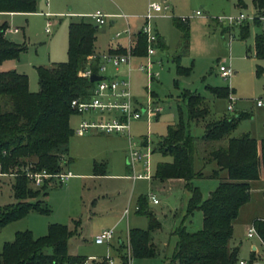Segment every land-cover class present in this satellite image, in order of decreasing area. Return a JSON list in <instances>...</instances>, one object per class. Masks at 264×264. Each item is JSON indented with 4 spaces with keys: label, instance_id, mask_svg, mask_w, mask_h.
Instances as JSON below:
<instances>
[{
    "label": "rangeland",
    "instance_id": "1",
    "mask_svg": "<svg viewBox=\"0 0 264 264\" xmlns=\"http://www.w3.org/2000/svg\"><path fill=\"white\" fill-rule=\"evenodd\" d=\"M76 1L73 0L74 3H70L69 7L65 4L61 5L64 12L75 9L70 6L76 7ZM162 1L149 0L148 4ZM252 1L167 0L169 6L173 8L170 16L154 17L151 20L152 29L158 30L160 35L164 36L166 44L164 49L155 47L156 55L153 57L152 69L157 74L156 77L148 82L145 73L135 69L129 75L133 95L139 102H147L149 95L146 87H148L149 93L153 92L159 99L163 111L158 118L151 119L149 126L142 120L131 122V134L135 141L140 136L148 134L153 147L166 132V126L177 122L180 115L186 124L187 111L181 96V92L185 89L197 92L207 99L210 120L234 116L240 112L248 113V117L240 121L233 135L248 132L257 139L264 137V59H256L254 55V37L262 31L263 25L261 22L245 21L244 24H248V35L245 39H241L239 26L229 27L226 22L216 21L218 17L235 16L239 12L248 17L254 16ZM44 4V0H38L36 7L38 12L45 11ZM87 8L92 9V13L103 10L98 0L89 2ZM136 11L124 10L121 14L131 17L129 20H134L136 25L142 26L146 10ZM196 11L199 15H195ZM181 18H185L186 22L181 21ZM80 19L60 13L48 16H44L43 13H29L26 16L18 15L10 18L4 13L0 14V23L7 21L9 26L19 28L18 33L7 31V39L24 46L18 57L5 61L2 68H15L25 73L29 90L37 92L39 86L35 67L51 66L53 62L67 60V27L70 22ZM47 21L51 22L48 33L45 32ZM175 22L180 24L181 28ZM108 26H110L109 18L97 33L96 46L106 43L111 36V33H103L104 28ZM184 27L188 29L186 49L182 40ZM122 28L126 27H120L119 31ZM120 39L126 46V37ZM175 56H180L178 61L181 66L191 68L188 75H177ZM220 65L230 67L233 73L229 78L224 79L220 76L218 71ZM109 69L104 74L109 75ZM175 80L178 82L177 86ZM210 86L231 88L234 98L233 111L227 110L228 99L212 94L208 89ZM257 100H262L261 107L256 105ZM81 119L97 120L98 114L86 112L71 115L69 124L73 130ZM203 131L202 123H191L189 126L190 134L195 137H200ZM95 132L97 131L94 129H88L84 135H81L82 133L81 136L76 133L72 135L69 140V155L73 161L71 163L68 161V155L61 163L62 171H70L73 176L62 183L55 180L48 189V194L38 197L41 205L50 210L49 213L30 211L24 218L13 221L0 230V252L3 243L11 241L16 231L30 230L34 237H39L46 234L50 223H61L72 232L68 240L69 253L92 255L89 257L96 258L89 261L83 258L81 262L110 264L104 258L110 255L113 264H119V257L110 249V243L95 244L93 238L104 229L113 228L114 236L119 229L124 231L129 219L134 218L136 197L144 193L154 194L158 200L157 204H153L148 199V208L156 215L161 225L159 231L155 230L151 233L154 236L156 251L154 256L147 258L128 255V264H166L177 239L174 232L180 226L183 217L187 218L185 222L187 230L195 231L202 227V214L199 210H195L192 215H186L188 191L177 182L168 189L157 187L160 186L158 181L152 179L133 182L125 176L114 179L115 177L96 178L86 175L91 174L93 161L106 162V170L110 175L132 174L126 164L125 150L128 151V144L122 133ZM169 160V156L152 152L150 174H154L157 163ZM194 167L196 170L203 167L197 157ZM212 168L213 165H206L203 170L208 171ZM141 172L142 165L136 164V173ZM12 182V176L0 175V206L17 201L13 195ZM193 182L195 185H201L203 198H206L207 187L213 185L215 181L195 179ZM250 187L248 202L240 207L237 217L233 220L232 241L240 248L238 260L250 262L249 255L253 244L256 246L255 259L250 264H264V245L260 242L257 233L251 238H246L245 235L254 218H264V178L254 180ZM118 218L120 220L114 224ZM138 218L144 220L146 226L147 218L145 216ZM44 252L51 253L52 249L47 247ZM125 253L127 254V250Z\"/></svg>",
    "mask_w": 264,
    "mask_h": 264
},
{
    "label": "trees",
    "instance_id": "2",
    "mask_svg": "<svg viewBox=\"0 0 264 264\" xmlns=\"http://www.w3.org/2000/svg\"><path fill=\"white\" fill-rule=\"evenodd\" d=\"M37 0H0V14L10 12L30 13L36 11ZM254 23L264 16V0H253ZM177 23V22H175ZM183 24L182 22H179ZM178 27L181 28L180 24ZM95 24L81 19L68 25L67 60L51 66H36L39 89L31 92L25 73L15 69H0V173L13 177L11 184L15 203L0 206V230L7 224L22 219L30 211L49 213L41 205L40 196H46L54 178L44 179L39 187H33L24 170L46 171L56 174L62 171V160L66 159L69 140L74 134L69 124L70 116L76 114L70 108L75 97L88 96L93 83L81 75L87 65L88 56L94 52ZM8 24L0 23V66L15 59L24 46L14 43L4 35ZM184 49L188 46V29L182 28ZM241 39L248 35V24L239 26ZM145 35L138 31L133 54H145ZM121 48L119 52H124ZM254 55L264 59V28L254 37ZM175 56L176 73L186 76L190 67L179 64ZM96 70V63L93 66ZM178 82L175 80V85ZM217 97H227L229 89L208 87ZM187 111V122L181 115L175 123L166 126V132L153 146V152L169 156V161L157 163L153 176L162 181L183 179L190 192L186 215L195 210L202 214V227L189 231L185 226L175 230L176 242L166 264H236L238 247H231L233 220L239 209L248 202L251 182L258 179L259 170H264V138L258 142L249 133L233 135L239 122L247 113L223 116L210 120L209 102L197 92L185 89L181 92ZM180 111V109H179ZM191 123H202L203 134L195 137L189 132ZM196 157L202 164L195 170ZM206 165H213L210 173L204 172ZM100 164H94L96 172ZM224 171L225 177L220 173ZM218 178V185L202 197L193 180ZM136 213L147 218L146 229L131 228L129 242L131 256L147 258L155 255L151 233L160 227V222L148 208L147 195L137 198ZM264 243V222L252 221ZM72 232L65 224L50 223L46 234L34 237L30 230L16 231L11 241L2 245L0 264H66L81 262L84 257L68 253V239ZM50 247L51 253L44 249ZM250 259H253L251 257ZM252 261V260H251ZM120 264H128L125 254Z\"/></svg>",
    "mask_w": 264,
    "mask_h": 264
},
{
    "label": "built area",
    "instance_id": "3",
    "mask_svg": "<svg viewBox=\"0 0 264 264\" xmlns=\"http://www.w3.org/2000/svg\"><path fill=\"white\" fill-rule=\"evenodd\" d=\"M48 1V0H46ZM169 5L166 1L161 3H149L147 6L146 13L144 15V23L142 24L140 31L145 35L146 48L145 54L143 56V62L139 63L136 67L137 70L145 73L148 82H151L155 77L156 73L153 71V55L156 53L155 47L157 44V34L151 27V20L154 17H168ZM195 15H199L196 11ZM122 17H127L124 14H120ZM89 19L95 25H102L106 22V14L97 10L94 13L88 15ZM255 20L254 16L248 17L242 12H239L235 16H223L216 18L217 22H226L229 27L240 26L244 24L245 21ZM181 21L186 22L185 18H181ZM259 21L262 23L264 28V16L259 17ZM51 25L50 21H47L45 32H49L48 27ZM14 31H17L14 29ZM115 38L125 36L127 38V45L125 47L124 53H107L103 56H97L92 54L88 56L87 65L82 70L81 75L89 80L92 74L100 75L101 79L96 80L90 90L88 96L75 97L70 101V108L76 114H83L86 112H93L98 114L97 120H82L73 130L76 134L85 133L88 129H94L102 133H125L128 137V151H127V161L129 166H131V178H144L149 179L150 174V156L153 152V147L151 146V141L149 135L140 136V138L135 141L131 134L130 124L133 120L143 119L146 121L147 126L152 118L157 116L162 111V106L159 102L152 99L151 92L149 93L148 87H146L147 93L149 95L147 102L140 105L136 104L133 100L131 93V83L129 74L125 76H119L116 73L122 66H126L127 72L132 70L131 61L133 56V34L129 27L118 31L115 33ZM96 63V70L93 69ZM112 68L115 72L114 75L104 74L108 69ZM219 74L222 78L226 79L232 75V70L228 66L220 65L218 67ZM228 99L227 110H234V98L232 96L231 88L229 87V92L226 97ZM257 106H262V100H257ZM64 161V159L62 160ZM142 165V172L136 173L135 165ZM25 176L29 179L33 187H39L42 185L44 179L54 178L58 182L62 183L72 176L70 171L63 172L60 171L56 174H49L46 171H31L28 168L24 170ZM0 175H5L0 173ZM148 199L153 203H158L157 198L153 194L148 195ZM127 213V210H125ZM264 221V218H262ZM257 231L252 224L245 231L247 238L253 237ZM260 242L264 245L261 237L257 233ZM114 237V229H104L100 233L94 236V242L96 244L110 243ZM108 263L113 264V260L110 255L104 256ZM96 258L89 257L87 260H95ZM252 261L247 262L242 259L238 260L236 264H250ZM66 264H87V261L79 263H66Z\"/></svg>",
    "mask_w": 264,
    "mask_h": 264
},
{
    "label": "crops",
    "instance_id": "4",
    "mask_svg": "<svg viewBox=\"0 0 264 264\" xmlns=\"http://www.w3.org/2000/svg\"><path fill=\"white\" fill-rule=\"evenodd\" d=\"M44 1H45V4H44L45 11L44 12H42V11H39L38 12L37 9H36L35 12H30V13L31 14L32 13H40V14H42L43 13L44 16H48L49 14H55V13L57 14V13H60L61 15L65 14V16H75V17H80L81 19H84V20H86V19L87 20H90L89 17H88V15L93 12L92 9H88L87 8L88 3L91 2V1H93V0H77L76 1V3H77V6L76 7L70 6V8H75V9H68L70 12H64V9H62V6L61 5L65 4L66 7H69L70 3L71 4L74 3V2H72L73 0H48V1L44 0ZM94 1H96V0H94ZM98 1L100 2V4L103 7L102 12L104 14H106L105 20L107 18L110 19V26H108L107 28H104L103 33L104 34H107V33L110 34L111 33V36L108 37L106 43L101 44L99 46H96L97 33L99 32V30H101V26L104 25L106 22L104 24H102V25H96V26H99V27L95 31L94 52H93V54H95L97 56H103V55H105L107 53H121V52H119V50L121 48H124L125 49L126 46L123 44V41L120 39L123 36H121L119 38H115V36H114L115 33L117 31H119V28L122 27V26L123 27H129L130 30H131V32H132V34H133V41L135 42L136 33L138 31H140L141 25H136V23L134 22V20H129V18H131V17H126L125 18V17L120 16V14L123 13L124 10H129V11H133V12H137L136 10H138L140 12H144L145 10H147V4H148V1L149 0H98ZM163 1H166L167 2V0H163ZM37 3H38V0H37ZM238 6L240 7V4ZM36 7H37V4H36ZM170 12H173V8L172 7H170V9H169V13ZM1 14H3V13H1ZM4 14H6L10 18V17H13V16H18V15H22V16L25 15L26 16L29 13L10 12V13H4ZM77 21H79V20H77ZM74 22H76V21H74ZM14 29H16L17 31H14ZM123 29H125V28H122L121 30H123ZM7 31H9L10 33H13L14 34V33H18L19 32V28L18 27H11V26L8 25V27H7V29L5 30V33H4L5 37L7 36L6 35V32ZM155 32L157 34V44H156V46L159 47L160 49H164L166 47L164 36L163 35H160V33L158 32V30L155 31ZM67 43H68V27H67ZM124 52H122V53H124ZM155 55H156V53L153 55V57H155ZM133 56L134 57L132 58V61H131L132 70H134V69L137 70L136 69L137 65L139 63H142L143 62V56H144V54H142V55H135V54H133ZM53 63H59V62H53ZM2 67L3 66L1 65L0 66V69H4ZM13 67H15V65H13ZM13 69H15V68H13ZM132 70H130V72L128 73L126 66H122L116 74L119 75V76H125L127 74L130 75V73L132 72ZM137 71H139V70H137ZM17 72L22 73L21 71H17ZM108 74L109 75H114L115 72H114V70L112 68H110ZM131 93H132V97H133L134 102L136 104H138V105L142 104V102H139V100L136 98V96L133 95L132 89H131ZM151 96H152V99L154 101L159 102V99H157V97L154 95L153 92H151ZM258 107H261V106H258ZM162 111H163V109H162ZM160 113L157 116H155L154 118H158L160 116ZM248 115L249 114L247 113L246 116L248 117ZM227 117H230V116H227ZM82 120H84V119H81V121ZM140 120L145 121L143 119H139V120H135V121H140ZM78 123H77V125H78ZM97 132H95V133H97ZM95 133H93V134H95ZM246 133H248V132H246ZM84 134H86V132L85 133H82L81 135H84ZM77 135H80V134H77ZM122 136H124L126 138L127 144H128V137L126 136V134L125 133H122ZM251 136L254 137L253 135H251ZM254 138L258 142H260V140L263 139L264 137H262L260 139H257L256 137H254ZM127 150H128V146H127ZM125 153H126V164H127V168L130 170V172H132L131 171V166H129L128 161H127V151L126 150H125ZM68 155H69V149H68L67 156ZM68 161H70V163L73 161V159L70 157V155H69ZM95 163H99V162L93 161V164H92L93 165L92 172H91V174H86V175H91V176L96 177V178H110V177L112 178V177H115L114 179H118V176H125L127 179H131L133 182L136 181V180H151L152 179L153 181L154 180L156 182L158 181L157 183L160 186H157V187H162V188H165L166 187L168 189L171 187V185H173L175 182H177V183L181 184L184 189H186V187H185V181L183 179H167V180L162 181V180H160L158 178H155L153 175H151V177L149 179H144V178H136V179H133V178L130 177L131 175H110V173H108L107 170H106V165H105L106 162L99 163L103 167L102 168H98V170L96 172L94 171V164ZM135 170H136V165H135ZM210 171L211 170H208V171L205 170L204 172L206 174H208V173H210ZM225 174L226 173L224 171H222L220 173V177L221 178H224L225 177ZM71 177H69V178H71ZM260 178H264V170L262 168H260V170H259V177H258V179H260ZM209 179L210 180H214L215 182H213V185L211 184V185H209L207 187L208 194L219 183V179L218 178H201V180H209ZM198 180H200V179H198ZM193 184H194V182H193ZM196 186H198L199 189L201 188V185H196ZM200 191H201V189H200ZM201 194H202V192H201ZM140 195H147V197H148V194H145V193L144 194H139L136 197V203H135V209H134V218H130L129 219L130 221L128 222V225L126 226L125 230L123 231L122 229H119L117 235L114 236L113 239L110 242V249L114 252L115 255H117L119 257L120 262H121V256L123 254H125L127 256V259H128V255L131 256V247H130V242H129V230L131 228H142V229H146L147 226H148V221H147L146 226H145L144 220H142V219L139 220V218H138V217L144 216V215H139L138 213H136L137 198ZM188 195H189L188 196V200H189V197H190V192L189 191H188ZM202 197H203V195H202ZM155 217H156V215H155ZM156 219L158 220L157 217H156ZM186 219H187L186 217H183V220H182L180 226H185ZM254 219H256V218H254ZM119 220H120V218H118L115 221L114 224H117ZM160 227H161V225H160ZM160 227L158 229H156V230L159 231L160 230ZM232 239H233V235H232L231 241H232ZM124 240H126V243H124ZM93 242H94V238H93ZM151 242L153 243V245H154V247L156 249V244H155V241H154V236H152V235H151ZM230 246L231 247H238V252H239V249H240L239 248V245L237 246L233 241L231 242ZM125 250H127V254L125 253ZM251 250L252 251H250V255L249 256H250V258L253 257V259H250V261L251 260L253 261L255 259L256 246L252 244L251 245ZM68 253H69V251H68ZM69 255H72V256H82L84 258H88L89 256H92V255H89L88 256V255H84V254H76L75 255V254H71V253H69ZM120 262H119V264H120Z\"/></svg>",
    "mask_w": 264,
    "mask_h": 264
},
{
    "label": "water",
    "instance_id": "5",
    "mask_svg": "<svg viewBox=\"0 0 264 264\" xmlns=\"http://www.w3.org/2000/svg\"><path fill=\"white\" fill-rule=\"evenodd\" d=\"M99 26H95V29H97ZM101 79V76L100 75H96V74H92L89 78V81L90 82H94L96 80H100Z\"/></svg>",
    "mask_w": 264,
    "mask_h": 264
}]
</instances>
